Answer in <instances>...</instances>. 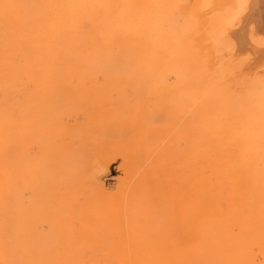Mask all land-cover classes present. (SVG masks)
<instances>
[{
    "label": "bare ground",
    "instance_id": "obj_1",
    "mask_svg": "<svg viewBox=\"0 0 264 264\" xmlns=\"http://www.w3.org/2000/svg\"><path fill=\"white\" fill-rule=\"evenodd\" d=\"M0 264H264V0H0Z\"/></svg>",
    "mask_w": 264,
    "mask_h": 264
},
{
    "label": "rangeland",
    "instance_id": "obj_2",
    "mask_svg": "<svg viewBox=\"0 0 264 264\" xmlns=\"http://www.w3.org/2000/svg\"><path fill=\"white\" fill-rule=\"evenodd\" d=\"M95 173L108 196H118L124 178L123 166L119 160L109 159L95 167Z\"/></svg>",
    "mask_w": 264,
    "mask_h": 264
}]
</instances>
